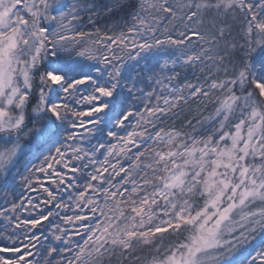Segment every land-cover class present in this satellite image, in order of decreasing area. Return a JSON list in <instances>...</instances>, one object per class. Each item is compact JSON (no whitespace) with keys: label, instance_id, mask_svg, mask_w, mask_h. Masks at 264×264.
Listing matches in <instances>:
<instances>
[{"label":"snow or ice","instance_id":"snow-or-ice-1","mask_svg":"<svg viewBox=\"0 0 264 264\" xmlns=\"http://www.w3.org/2000/svg\"><path fill=\"white\" fill-rule=\"evenodd\" d=\"M0 264H264V0H0Z\"/></svg>","mask_w":264,"mask_h":264},{"label":"rangeland","instance_id":"rangeland-1","mask_svg":"<svg viewBox=\"0 0 264 264\" xmlns=\"http://www.w3.org/2000/svg\"><path fill=\"white\" fill-rule=\"evenodd\" d=\"M189 111H192L191 109ZM177 126H179V122H177Z\"/></svg>","mask_w":264,"mask_h":264}]
</instances>
